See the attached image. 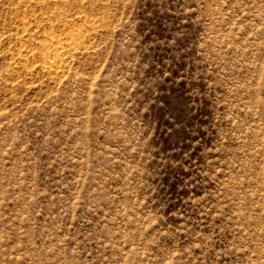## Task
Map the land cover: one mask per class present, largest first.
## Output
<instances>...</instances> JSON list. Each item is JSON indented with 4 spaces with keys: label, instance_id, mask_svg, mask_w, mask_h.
Masks as SVG:
<instances>
[{
    "label": "rangeland",
    "instance_id": "1",
    "mask_svg": "<svg viewBox=\"0 0 264 264\" xmlns=\"http://www.w3.org/2000/svg\"><path fill=\"white\" fill-rule=\"evenodd\" d=\"M0 264H264V0H0Z\"/></svg>",
    "mask_w": 264,
    "mask_h": 264
},
{
    "label": "bare ground",
    "instance_id": "2",
    "mask_svg": "<svg viewBox=\"0 0 264 264\" xmlns=\"http://www.w3.org/2000/svg\"><path fill=\"white\" fill-rule=\"evenodd\" d=\"M93 27H94V24L90 23L91 30ZM72 29L71 28L68 29L69 34L66 36L68 38H65L64 40L61 38L62 36L54 38L53 35L50 37L49 35H47L49 37L48 38L49 41L47 40V42L42 43V49H45V55L42 58L43 64H44V67L47 68L48 70L47 73L50 74L51 76L59 75V72L62 70L61 63L64 58L63 56L66 53H68L70 49L75 47L77 43L76 39L82 33L81 30H76L75 32H73Z\"/></svg>",
    "mask_w": 264,
    "mask_h": 264
}]
</instances>
